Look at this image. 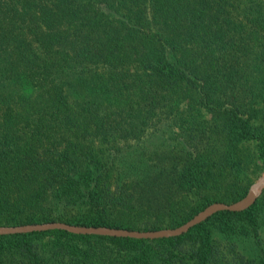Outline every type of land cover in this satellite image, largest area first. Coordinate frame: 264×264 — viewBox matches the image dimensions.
<instances>
[{"label": "trees", "instance_id": "trees-1", "mask_svg": "<svg viewBox=\"0 0 264 264\" xmlns=\"http://www.w3.org/2000/svg\"><path fill=\"white\" fill-rule=\"evenodd\" d=\"M255 159L264 0H0V226L176 227ZM263 214L260 193L172 237L0 234V264H264Z\"/></svg>", "mask_w": 264, "mask_h": 264}, {"label": "water", "instance_id": "water-1", "mask_svg": "<svg viewBox=\"0 0 264 264\" xmlns=\"http://www.w3.org/2000/svg\"><path fill=\"white\" fill-rule=\"evenodd\" d=\"M264 184V175L260 176L256 181L251 183L246 193L238 200L231 203L214 202L195 213L182 224L172 228H159L154 230H134L115 228L107 226H75L62 221H49L42 223H28L13 226H0V234L24 233V232H40L52 229L65 230L74 234L114 236V237H130L154 239L163 237L178 236L188 230L195 224L203 221L216 211H241L249 207L258 196Z\"/></svg>", "mask_w": 264, "mask_h": 264}, {"label": "rangeland", "instance_id": "rangeland-1", "mask_svg": "<svg viewBox=\"0 0 264 264\" xmlns=\"http://www.w3.org/2000/svg\"><path fill=\"white\" fill-rule=\"evenodd\" d=\"M184 119H186L185 117H183ZM162 120H156L153 125L147 130V132H151L154 135V141L156 142L157 137H164L167 135V129H169L170 127L172 128V126H168L167 129H164L162 127H160ZM247 146L249 149H251L252 151H255V147H254V143L252 142H247ZM247 176L248 178L251 180V183H253L254 181H256L260 176L264 175V163H262L259 160H254L253 163H251L247 170H246ZM262 193V197H263V202H264V184L259 192V194ZM258 194V195H259ZM264 215V214H263Z\"/></svg>", "mask_w": 264, "mask_h": 264}]
</instances>
